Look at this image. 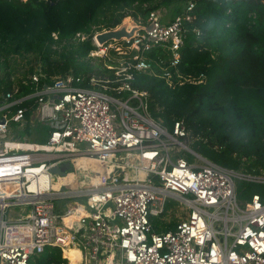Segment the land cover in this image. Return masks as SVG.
<instances>
[{
  "label": "built area",
  "instance_id": "2783aa9c",
  "mask_svg": "<svg viewBox=\"0 0 264 264\" xmlns=\"http://www.w3.org/2000/svg\"><path fill=\"white\" fill-rule=\"evenodd\" d=\"M194 8L190 3L166 22L152 12L143 25L153 28L131 40L99 46L96 32L88 59L160 46L176 66ZM87 39L77 33L64 45ZM134 60L129 68L151 69L138 55ZM31 77L33 93L18 97L16 87L0 98V264H30L46 247L61 249L67 260L66 252L77 251L79 260L66 264H264V197L242 202L237 196L239 182L264 185V173L226 169L192 151L184 122L169 131L152 118L148 92L132 86L125 66L112 79L90 75V87L72 75L45 84L41 74ZM29 111L31 122L49 127L43 146L50 150L6 147L21 141L6 140L9 123L26 127ZM61 144L73 149L60 150ZM188 151L193 163L184 156ZM64 164L70 168L65 176L51 172ZM70 175L72 186L56 188ZM170 197L189 213L174 230L158 233L150 218L166 213ZM62 200L72 202L62 206Z\"/></svg>",
  "mask_w": 264,
  "mask_h": 264
},
{
  "label": "trees",
  "instance_id": "16d2710c",
  "mask_svg": "<svg viewBox=\"0 0 264 264\" xmlns=\"http://www.w3.org/2000/svg\"><path fill=\"white\" fill-rule=\"evenodd\" d=\"M190 3L195 4L196 20L186 25L176 66L171 65L172 53L160 46L88 59L96 49V32L114 29L131 16L146 24L152 12L173 7L172 20ZM77 33L88 39L64 45ZM137 55L151 64L150 70L128 67L137 63ZM18 58L26 63L13 77ZM124 66L134 75L132 86L148 92L152 118L169 131L175 122H184L185 142L192 151L226 169L264 173V0H0V98L16 87L18 97L33 93V74H41V84L72 75L82 79L79 86L90 87V75L112 79ZM31 116L29 111L24 128L31 139L20 143L46 145L49 127L35 122L32 135ZM184 156L193 163L192 154ZM254 194L264 197V185L238 183L240 201ZM152 218L158 233L176 228V222ZM66 263L56 247H46L30 261Z\"/></svg>",
  "mask_w": 264,
  "mask_h": 264
},
{
  "label": "rangeland",
  "instance_id": "374dc122",
  "mask_svg": "<svg viewBox=\"0 0 264 264\" xmlns=\"http://www.w3.org/2000/svg\"><path fill=\"white\" fill-rule=\"evenodd\" d=\"M172 9H173V7L160 10V13L164 16L165 21L171 20V18L173 16L172 15ZM130 21H135L132 16L126 17L123 20V22H130ZM25 63H26V59H23V58H18L13 62V67H15L13 69V72H14L13 77L18 75L17 69L23 68ZM91 63L96 64L97 62L96 61L94 62V60H93V62H91ZM2 75H4V73L0 72V77H2ZM35 122H36V119L33 120V122L31 123L33 130L37 126V124ZM24 128L25 127H24L23 123L10 122L8 125V137L6 140H12V141L13 140H20V139L22 141H24L26 139H27V141L30 140L31 138L26 133V131H25L26 129H24ZM35 132L36 131L34 130L32 135H34ZM15 144H16V142H7V145H9L10 148H15ZM19 149L23 150V146L19 147ZM188 152H189V154H192L190 151H188ZM188 152H186V153H188ZM67 179H68L69 183H67L66 185L72 186V183L75 182V177H74V179H72V176L70 175L67 177ZM56 181H57V176H53V183H55ZM71 202H72L71 200H62V201H59L58 204L65 206ZM188 213H189V209L187 208V206L184 203L170 197L168 199V202L166 205V213L164 215H162L160 218H154V219H156V220L160 219L163 223L170 224V223H174L176 221L178 222V221L184 219L188 215Z\"/></svg>",
  "mask_w": 264,
  "mask_h": 264
},
{
  "label": "water",
  "instance_id": "95a60500",
  "mask_svg": "<svg viewBox=\"0 0 264 264\" xmlns=\"http://www.w3.org/2000/svg\"><path fill=\"white\" fill-rule=\"evenodd\" d=\"M152 28H153V24H150L149 26H144L136 21L122 22V24H120L118 27L114 29L104 30L102 32L97 33L94 36V39L97 45L103 46L110 41L120 42L122 40H131L134 38L137 32H141V31L148 32ZM69 169H70L69 165L64 164L60 168L52 169L51 172L53 174L65 176L66 171Z\"/></svg>",
  "mask_w": 264,
  "mask_h": 264
},
{
  "label": "bare ground",
  "instance_id": "6f19581e",
  "mask_svg": "<svg viewBox=\"0 0 264 264\" xmlns=\"http://www.w3.org/2000/svg\"><path fill=\"white\" fill-rule=\"evenodd\" d=\"M23 146V150H30V151H36V150H50L49 147L43 146V145H36V144H28V143H16L15 144V149H19V147ZM7 148H10L9 145H6ZM60 150H72L73 146L71 144H61L59 146ZM72 176V175H71ZM72 179H74V176H72ZM64 183L66 185L69 183L68 179L62 180L58 185H56V188H60L61 184ZM78 252L75 250L66 252L65 255L70 260L71 262H75L77 260V254ZM63 257V256H62Z\"/></svg>",
  "mask_w": 264,
  "mask_h": 264
},
{
  "label": "crops",
  "instance_id": "0c3cea01",
  "mask_svg": "<svg viewBox=\"0 0 264 264\" xmlns=\"http://www.w3.org/2000/svg\"><path fill=\"white\" fill-rule=\"evenodd\" d=\"M77 254H78V253H77ZM77 260H79L78 255H77Z\"/></svg>",
  "mask_w": 264,
  "mask_h": 264
},
{
  "label": "clouds",
  "instance_id": "9594fccd",
  "mask_svg": "<svg viewBox=\"0 0 264 264\" xmlns=\"http://www.w3.org/2000/svg\"><path fill=\"white\" fill-rule=\"evenodd\" d=\"M139 23V22H138ZM141 25H143V24H141ZM145 26V25H144Z\"/></svg>",
  "mask_w": 264,
  "mask_h": 264
}]
</instances>
